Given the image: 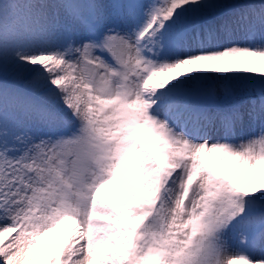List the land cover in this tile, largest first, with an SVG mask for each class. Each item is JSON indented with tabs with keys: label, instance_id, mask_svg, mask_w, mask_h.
Returning a JSON list of instances; mask_svg holds the SVG:
<instances>
[{
	"label": "snow or ice",
	"instance_id": "snow-or-ice-1",
	"mask_svg": "<svg viewBox=\"0 0 264 264\" xmlns=\"http://www.w3.org/2000/svg\"><path fill=\"white\" fill-rule=\"evenodd\" d=\"M0 264H264V0H0Z\"/></svg>",
	"mask_w": 264,
	"mask_h": 264
},
{
	"label": "rangeland",
	"instance_id": "rangeland-1",
	"mask_svg": "<svg viewBox=\"0 0 264 264\" xmlns=\"http://www.w3.org/2000/svg\"><path fill=\"white\" fill-rule=\"evenodd\" d=\"M67 223H68L67 221L62 222V224L59 226V229L55 233H50V234H48V236L42 238L41 243H45L50 236L55 235L56 240L53 241V247L55 248L57 246V244L59 243V235L58 234H59L60 230H62V228H64L66 226Z\"/></svg>",
	"mask_w": 264,
	"mask_h": 264
},
{
	"label": "bare ground",
	"instance_id": "bare-ground-1",
	"mask_svg": "<svg viewBox=\"0 0 264 264\" xmlns=\"http://www.w3.org/2000/svg\"><path fill=\"white\" fill-rule=\"evenodd\" d=\"M69 226V222L66 224V226L64 227V228H62V230H60V232H59V237H60V235H61V232L63 231V230H66L67 229V227ZM54 248V247H53Z\"/></svg>",
	"mask_w": 264,
	"mask_h": 264
}]
</instances>
